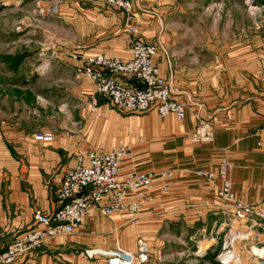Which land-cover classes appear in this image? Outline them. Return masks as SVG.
<instances>
[{"label": "crops", "instance_id": "obj_1", "mask_svg": "<svg viewBox=\"0 0 264 264\" xmlns=\"http://www.w3.org/2000/svg\"><path fill=\"white\" fill-rule=\"evenodd\" d=\"M47 1L57 5L65 26L66 56L78 55L82 60L97 55L128 57L130 37L124 12L78 0ZM233 2L234 10L242 13L237 7H243V1ZM194 6L192 0H139L136 8L139 37L160 44L157 62L171 82L173 99L186 105L184 121L174 115L162 118L156 110L145 114L115 110L95 95L91 81L77 77L76 63L65 57L74 88L60 107L59 124L37 130L0 127V253L36 226L37 214L56 211L64 174L76 165L80 151L109 150L120 141L133 154L124 163L121 178L170 171L171 178H157V183L169 186V192L156 190L135 220L128 214L108 218L93 211L74 234L46 242L16 264H104L89 259L85 251L117 244L136 251L139 239L162 248L167 232L180 228L205 232L206 217L226 211L216 197L221 181L208 183L197 172L217 171L224 150L229 152L236 196L264 209L263 7L251 10L244 23L240 15L233 20L228 15L226 0H206V35L196 40L178 30L190 21L181 12ZM212 24L227 27L212 33ZM201 121L215 127L211 144L190 140ZM47 134L52 141L35 139Z\"/></svg>", "mask_w": 264, "mask_h": 264}, {"label": "built area", "instance_id": "obj_2", "mask_svg": "<svg viewBox=\"0 0 264 264\" xmlns=\"http://www.w3.org/2000/svg\"><path fill=\"white\" fill-rule=\"evenodd\" d=\"M80 2L119 9L125 14V31L130 37L128 57H106L97 55L82 60L78 55L71 59L76 63L77 77H84L95 86V95L105 98L119 112L145 114L156 110L160 117L174 115L184 121L186 105L173 99L171 82L161 71L157 57L160 44L144 42L136 25V8L139 0H78ZM165 56L167 53L164 51ZM130 80L131 83L125 81ZM94 108L96 99L91 100ZM37 141H52V136L36 135ZM193 143L211 144L215 140V127L201 121L190 134ZM133 159L128 145L123 141L111 149H91L80 151L77 163L64 174L57 192L56 211L51 214L39 213L37 224L21 234L8 249L0 253V264H16L23 255L33 252L46 242L76 232L83 221L93 212L100 211L106 217L128 214L136 219L147 202L154 199L159 190L169 192L165 183H157L173 176L166 171L153 173H131L121 178L124 163ZM197 175L208 183L217 179L221 186L216 197L225 211L240 222H258L264 227V209L248 205L240 200L232 189L231 163L229 152L224 150L217 171L199 170ZM254 258L264 264V248L258 249ZM152 246L144 239L138 240L136 251H130L117 244L109 249H90L85 254L89 259L103 261L104 264H149ZM260 253V254H259Z\"/></svg>", "mask_w": 264, "mask_h": 264}, {"label": "rangeland", "instance_id": "obj_3", "mask_svg": "<svg viewBox=\"0 0 264 264\" xmlns=\"http://www.w3.org/2000/svg\"><path fill=\"white\" fill-rule=\"evenodd\" d=\"M242 1L240 13L232 7L233 0H226L232 20L240 15L245 23L257 5L264 10V0ZM192 2L197 7L181 12L190 21L178 30L202 40L206 0ZM62 22L57 5L47 0H0V127L37 130L59 124L60 107L74 88L71 67L65 63V57H71L64 52L68 45L62 40ZM226 27L212 24L210 31ZM233 27H228L232 33ZM257 223L240 222L221 210V215L206 217L205 232L182 228L167 232L162 248L153 244L149 264H258L254 253L264 248V227Z\"/></svg>", "mask_w": 264, "mask_h": 264}, {"label": "bare ground", "instance_id": "obj_4", "mask_svg": "<svg viewBox=\"0 0 264 264\" xmlns=\"http://www.w3.org/2000/svg\"><path fill=\"white\" fill-rule=\"evenodd\" d=\"M247 231V230H246ZM245 233V232H244Z\"/></svg>", "mask_w": 264, "mask_h": 264}]
</instances>
